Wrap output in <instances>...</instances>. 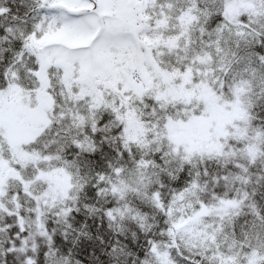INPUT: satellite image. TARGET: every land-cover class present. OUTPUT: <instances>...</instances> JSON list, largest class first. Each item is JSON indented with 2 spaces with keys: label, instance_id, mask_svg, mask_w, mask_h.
<instances>
[{
  "label": "snow or ice",
  "instance_id": "1",
  "mask_svg": "<svg viewBox=\"0 0 264 264\" xmlns=\"http://www.w3.org/2000/svg\"><path fill=\"white\" fill-rule=\"evenodd\" d=\"M0 264H264V0H0Z\"/></svg>",
  "mask_w": 264,
  "mask_h": 264
}]
</instances>
